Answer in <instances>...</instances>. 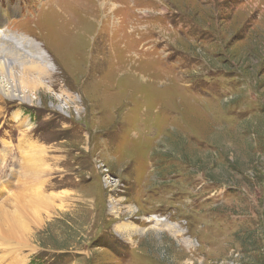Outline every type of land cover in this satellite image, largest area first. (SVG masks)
Wrapping results in <instances>:
<instances>
[{
    "label": "rangeland",
    "instance_id": "obj_1",
    "mask_svg": "<svg viewBox=\"0 0 264 264\" xmlns=\"http://www.w3.org/2000/svg\"><path fill=\"white\" fill-rule=\"evenodd\" d=\"M0 33L39 81L0 95V206L41 200L0 264H264V0H0Z\"/></svg>",
    "mask_w": 264,
    "mask_h": 264
},
{
    "label": "bare ground",
    "instance_id": "obj_2",
    "mask_svg": "<svg viewBox=\"0 0 264 264\" xmlns=\"http://www.w3.org/2000/svg\"><path fill=\"white\" fill-rule=\"evenodd\" d=\"M6 36L7 35H2L0 33V38L7 41L9 35L7 36V38ZM9 41L22 54H26L27 57L29 56V58L34 59L38 57L40 58L38 60L39 62H43V64L47 65L44 55L38 53L37 57H34L32 51H29V49H31V47L33 46V43L30 40L26 38H18V40H14V38L10 37ZM16 67L17 66L11 67V64L7 60L0 61V75L2 77L0 78V80H2L0 81V95L6 97L7 99H17L21 102L30 101L29 95H31L32 92L36 91V87L39 86L37 82L39 81L36 80V78L29 76L25 72L21 73L19 70V72H17ZM7 79L9 90L5 88L6 83H4V81ZM10 79L12 80V83L10 82ZM26 93H28L29 95H26ZM25 190L28 193L22 192L11 197L10 203L12 204H9L12 206L10 210L5 209L3 206H0V241L10 242L11 240L13 241L15 237H21V235L24 233V230L21 226V219L23 218L24 213H26L25 216H27L28 214V216L31 218V222L36 223L38 221L36 212H30L26 209L29 204L32 207L31 210L38 208V205L41 201L36 195V193L38 192H35L33 188L29 187L25 188ZM25 190L23 191L25 192ZM30 190L32 192H30ZM48 204L50 208V203L48 202Z\"/></svg>",
    "mask_w": 264,
    "mask_h": 264
}]
</instances>
